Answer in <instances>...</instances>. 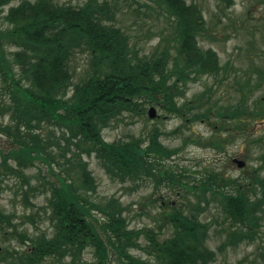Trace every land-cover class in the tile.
Wrapping results in <instances>:
<instances>
[{"label":"trees","instance_id":"obj_1","mask_svg":"<svg viewBox=\"0 0 264 264\" xmlns=\"http://www.w3.org/2000/svg\"><path fill=\"white\" fill-rule=\"evenodd\" d=\"M11 1L0 0V9ZM144 1L145 7L152 3L167 15L172 31L170 36L161 37L154 52L143 56L131 46L129 36L112 23L114 13L107 1L87 0L74 6L56 0H20L4 16L0 74L6 94L0 114L7 113L9 123L0 125V133L12 140V148L7 152L0 149V166L23 176L24 169L40 161L56 180L55 184L49 182L52 236H24L17 232L11 217L0 211V232L5 234L12 228L13 235L30 242L26 250H6L10 257L7 264H42L49 258L63 264L64 257L77 264L86 248L93 250V264H214L216 253L207 244L210 225L199 217L210 203L219 205L229 222L223 246L252 242L257 236L264 213L261 169L252 170L249 183L246 178L230 179L212 169L192 185L183 171L163 164L188 143V138L181 147L169 149L162 144V132L156 126L148 143L140 138L108 143L102 137L113 119L135 111L139 101L180 117L196 109L187 118L190 121L209 119L211 106L200 103L204 93L178 105L182 87L188 82L220 74L217 53L198 43L206 30L202 10L185 0ZM217 2L221 9L234 5V0ZM78 51L90 55V71L73 84L70 63ZM263 80L261 75L259 83ZM245 94L235 107H221L216 113H225L219 115L239 121V126H245L243 121L250 117L261 116L264 107L249 111ZM207 100L209 104L210 98ZM261 102L264 106V100ZM51 128L60 131L64 144L44 138L42 132ZM207 144L215 145L213 138ZM54 146L66 164L57 173L53 164L60 167V162ZM93 153L105 172L121 182L149 179L155 187L164 185L180 199H186L189 192L197 200H187L186 208L163 204L161 220L172 231L166 238L152 229H131L118 198H92L96 185L82 155ZM142 235L147 240L144 259L131 254V249L141 247L138 240Z\"/></svg>","mask_w":264,"mask_h":264},{"label":"rangeland","instance_id":"obj_2","mask_svg":"<svg viewBox=\"0 0 264 264\" xmlns=\"http://www.w3.org/2000/svg\"><path fill=\"white\" fill-rule=\"evenodd\" d=\"M85 1L87 0H56L59 4L74 6H80ZM99 1L111 4L114 13L112 23L129 36L131 46L141 56L154 52L162 36H170L172 30L169 28L167 15L152 3L148 2L150 8H147L144 6V0ZM185 1L197 4L203 12L206 30L198 37V43L203 49L212 48L217 53L220 74L188 82L182 87L183 95L178 105L204 93L200 103L211 106L209 119L190 121L187 118L196 109L185 112V116L180 117L160 106L139 101L135 111L123 112L113 119L102 131V137L108 143L137 138L148 143L149 135L156 126L162 132V144L169 149L181 147L183 139L188 138V143L177 154L165 159L163 164L183 171L184 178L190 184L193 185L206 175V171L212 169L222 172L230 179L246 178V183H249L248 177L254 176V169H261L260 175L264 177V112L261 116L243 121L245 126H239V121L221 117L219 114L225 113H216V109L235 107L245 93V106L249 111L264 107L261 102L264 100V80L259 83V77L264 76V0H234V5L228 9H221L217 0ZM19 2L20 0H13L0 9V28L6 27L4 16L8 9ZM164 44L165 42L161 44V48ZM90 60L91 57L86 52L75 53L70 63L73 84L79 83L90 71ZM255 83L259 85L254 87ZM3 87L0 74V103L5 100L6 92ZM150 108L154 109L153 118L148 116ZM8 123L9 115L0 114V125ZM42 133L44 138L58 140L64 144L59 130L51 128ZM210 138H213L215 145L207 144ZM11 145L12 140L0 133V149L7 152L12 148ZM53 151L60 162V167L53 164L57 173L58 170H63L66 164L64 158L59 157L60 150L54 146ZM82 157L88 163L96 185L92 198H118L125 208L124 216L131 229H152L160 238H166L172 231L170 225L161 220V212L165 208L163 204L169 202L186 208L187 200H197L189 192L186 193V199H180L164 185L155 187L149 179L121 182L116 176L105 172L94 153L91 156L83 154ZM234 159L243 161L245 166L239 168L233 162ZM9 163L16 166V162L11 159ZM27 182L36 189L35 192L30 190ZM49 182L56 183L54 175L48 173L46 166L40 161L24 169L23 176L6 171L0 166V211L11 217L10 220L16 225L18 233L28 237L53 235L54 229L49 220ZM261 216V226L252 242L243 241L236 246L225 247L222 244L227 238L229 222L225 221L219 205H207L199 217L210 225L207 244L216 253L214 264H264V213ZM6 232H0V264H7L10 260L6 250L10 253L14 250L20 252L30 246L28 239L13 235L12 228H7ZM138 242L141 247L131 249V254L144 259L147 257L144 250L147 240L142 235ZM78 259L77 264H93V250L86 248ZM70 262V257H64L62 261L63 264ZM42 264L58 263L49 258ZM113 264L119 263L113 261Z\"/></svg>","mask_w":264,"mask_h":264},{"label":"water","instance_id":"obj_3","mask_svg":"<svg viewBox=\"0 0 264 264\" xmlns=\"http://www.w3.org/2000/svg\"><path fill=\"white\" fill-rule=\"evenodd\" d=\"M154 115H155V114H154V109H153V108H150L149 111H148V116H149L150 118H153ZM234 162L237 164V166H238L239 168H242V167H244V165H245V163H244L243 161L234 160Z\"/></svg>","mask_w":264,"mask_h":264}]
</instances>
